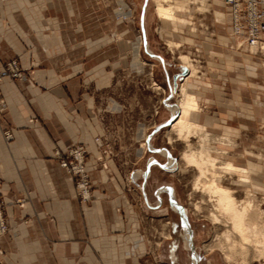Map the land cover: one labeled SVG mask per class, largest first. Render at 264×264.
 Segmentation results:
<instances>
[{"label":"crops","instance_id":"crops-1","mask_svg":"<svg viewBox=\"0 0 264 264\" xmlns=\"http://www.w3.org/2000/svg\"><path fill=\"white\" fill-rule=\"evenodd\" d=\"M223 7L225 19L220 12L218 19L229 21L231 13ZM95 9V0H0V71L13 59L29 69L27 80L5 77L0 84L7 103L0 120L15 136L7 143L0 129V197L9 224L0 236L1 264H141L145 199L141 179L131 182L130 175H141L149 158L142 167L138 143L127 138L137 135L135 102L127 107L126 97L111 96V73L119 68L128 41L121 40L113 51L104 29L95 32V25L109 24ZM218 38L228 49L230 41ZM225 58L220 76L204 78L210 90L197 97L201 121L208 118L209 130L218 134L223 128L240 130L239 153L262 151L264 164V101L244 100L242 92L244 86L264 92L253 82L261 67L254 76L246 72L262 60L241 55L238 62L232 52ZM256 125L263 133L261 143L241 147L244 133ZM98 137L108 142L100 146ZM74 145L89 153V203L80 201L76 179L55 156L58 148L66 156ZM106 149L112 155H105Z\"/></svg>","mask_w":264,"mask_h":264},{"label":"rangeland","instance_id":"rangeland-1","mask_svg":"<svg viewBox=\"0 0 264 264\" xmlns=\"http://www.w3.org/2000/svg\"><path fill=\"white\" fill-rule=\"evenodd\" d=\"M144 1L145 0H95V10L97 12L99 11L100 14L109 20L108 26L106 23L103 24V27L99 28V25H95V32H102L104 29L113 51L117 48L121 40L126 39L128 41V48L126 49L125 55L117 61L120 64L119 68H116V70L111 73L113 78L111 96H118L120 94L126 97L125 99L128 101L127 107H130V104L135 102L136 105L132 107H134L133 112L138 110V117L134 120L133 125L135 124V127H137V135L131 137L133 140L129 139L130 136L127 138L130 141L135 140V142L138 143V147L140 146L139 144L144 142V139L140 142V139L143 138V132L149 137L161 123L168 120L172 115L169 108L165 107L164 102L170 94V88L168 87V78L165 77L162 63L150 57L144 51V42L140 51L142 61L137 60L134 55L133 48L137 45L140 36L143 37L144 41L141 27V15ZM208 5L209 12H200L198 11L199 7L197 4L189 3L186 12L193 26L182 29L183 31L181 33H175L163 30L162 24L155 14L154 6L151 2L148 3L144 23L148 49L164 58L166 68H168L170 86L173 84L174 75H179L177 81L178 87L187 74L186 72L184 73L185 67L180 63L179 57L181 54L189 55L196 64L198 63L202 74L204 73V78L206 75L209 77H213L214 75L220 76V67L225 64V57L231 52L238 62H242L241 55L245 58L246 56H250L251 59H253L254 55H250L246 49H239L238 44H241L243 41L238 38L232 40L233 38H231V35L233 34L231 33L229 21L218 19V12H220L225 19L224 4L219 6L214 3L213 0H209ZM220 17L221 16H219V18ZM192 28L195 29L194 33ZM124 33H126L125 36L122 35ZM219 36L220 40L224 43L230 41L227 45L229 46L228 49H224L221 45L218 38ZM169 42L178 43L179 47L171 49L168 44ZM214 51L219 53L214 54ZM255 56L258 58L256 61L259 62L262 60L260 63L264 62V53L259 52L256 53ZM229 57L230 55L227 58ZM251 66L247 67L246 71L250 70ZM232 67V63L229 62L228 69ZM260 70L262 72L258 71V79H255L253 82L264 86V70L263 68ZM215 76L214 78H216ZM214 78L212 81L216 80ZM202 83L204 85V80ZM155 84H157L160 89ZM242 92L244 94V100L248 99L252 101L253 99L261 97L262 101H264V92L258 88L252 90L244 86ZM228 93L230 95V92ZM176 98L175 96L168 102L176 106ZM199 103H201L200 99ZM114 108L118 109L119 105L115 103ZM127 119L129 121V118ZM206 122L209 123L208 120ZM132 128L134 127L132 126ZM168 130L169 126L155 134L151 139V144L154 148H167L171 155L180 162L179 158L181 152L184 150V145L181 142H175L173 145L169 144L167 140ZM262 134L258 125L250 127L249 132L244 133V143L241 147L250 148L252 145H258L261 143L260 137ZM115 139H117V137ZM244 147L240 149L243 151ZM259 152L263 154L262 151L255 153L253 150L250 151L249 149V154L253 157H259L261 155ZM140 154L143 156L142 167H145V161L148 158L149 160L155 158L160 163H167L166 156L160 153H151L149 149H147V152H141ZM239 163L244 164L245 161L240 158ZM142 167L140 169H142ZM142 170L145 169L143 168ZM135 174L138 173L133 172L132 175L128 174L131 176V182ZM193 178L194 174L192 172L177 174L176 172L170 173L164 171V169L158 166L152 167L151 173L148 179H146L145 184V190L150 205L147 207V203L144 200L145 203H143L144 206L142 208L143 216L141 219L140 234L146 244V248L144 254L139 257L141 264H191L190 251L186 243V234L180 226L179 215L172 209L166 193L161 194L163 202L158 208H155L158 205V200L154 195V190L162 185H171L173 187L176 200L188 217L194 230V243L199 256V264H232L227 262L219 251L215 250L212 253L207 249V246L214 238L215 229L207 219L206 211L198 213L194 208V203L200 201V196L198 194L191 196ZM253 178L261 183L264 182L261 177L254 176ZM140 179V183H143L144 177H140ZM140 187H142V184ZM238 193L239 196H243L242 191L239 190ZM258 197L264 209V195L259 194ZM207 207L211 209L209 205ZM169 233L172 235V239L170 240L165 238V235ZM235 264H264V261L255 262L249 260L243 262L241 259H238Z\"/></svg>","mask_w":264,"mask_h":264},{"label":"bare ground","instance_id":"bare-ground-1","mask_svg":"<svg viewBox=\"0 0 264 264\" xmlns=\"http://www.w3.org/2000/svg\"><path fill=\"white\" fill-rule=\"evenodd\" d=\"M150 2L166 32L181 33L182 29L193 26L186 12L189 3L197 4L200 12H209V0H148V3ZM213 2L217 5L223 3L221 0H213ZM192 31L194 33L195 29L192 28ZM237 38L243 41L242 38ZM143 42V37L140 36L137 45L133 48L135 58L139 61H142L140 51ZM168 44L171 49L179 47L175 42ZM242 44L244 42L238 44L239 49ZM246 51L250 55L256 54L253 48H246ZM247 57L251 59L250 56ZM179 59L187 74L176 90L171 84L173 97H177V105L167 102L165 107L169 108L172 115H176L167 132L168 143L173 145L175 142H181L184 150L181 152L180 162L166 153H160L167 158L164 171L194 174L191 196L194 194L200 196V201L194 203V208L198 213L206 211L207 219L215 229L214 238L207 246L208 251L212 253L215 250L219 251L223 258L232 264L238 259L243 262L249 260L262 262L264 261V209L258 196L264 195V183L255 180L253 175L264 176V164L261 162L263 158L261 155L252 157L249 149L239 153V139L242 135L240 130L223 128V133L218 134L209 130V123L201 121L202 110L197 97L210 89L202 83L204 73L202 74L198 63L196 64L189 55L181 54ZM257 67L264 70V62L260 64L252 62L250 70L246 71L247 74L254 76ZM155 85L159 88L157 84ZM142 137L144 142L141 145V152L145 153L149 149L152 153L154 147L151 141L150 144L148 143L146 133L143 132ZM238 158L245 161L244 166L236 164ZM153 166L158 165L153 164ZM140 172L141 175L135 174L132 180L143 178L144 170ZM239 190L242 191L243 196L238 195ZM208 205L211 209L207 207ZM165 238L172 239L171 233L166 234Z\"/></svg>","mask_w":264,"mask_h":264},{"label":"built area","instance_id":"built-area-1","mask_svg":"<svg viewBox=\"0 0 264 264\" xmlns=\"http://www.w3.org/2000/svg\"><path fill=\"white\" fill-rule=\"evenodd\" d=\"M227 10L231 13L229 24L232 34L243 39L242 49L253 48L256 53H263L264 49V0H221ZM28 68L23 67L19 60L9 61L0 71V84L5 77L14 80L25 81L28 78ZM7 110V103L0 89V117ZM0 129L3 132L7 143L14 140L15 136L11 129H3L0 120ZM143 138L140 139V142ZM106 141L104 137H98L96 143L102 146ZM140 149L141 145L139 144ZM104 154L112 155V151L106 149ZM60 167L66 170L76 179L77 196L82 203H89L93 200V181L88 166V156L83 145H74L66 149V156H63L61 149L55 151ZM102 162L101 158L97 159ZM103 168L106 165L101 164ZM9 231V224L5 216L4 201L0 197V236ZM0 251V255H1ZM1 264V263H0Z\"/></svg>","mask_w":264,"mask_h":264},{"label":"water","instance_id":"water-1","mask_svg":"<svg viewBox=\"0 0 264 264\" xmlns=\"http://www.w3.org/2000/svg\"><path fill=\"white\" fill-rule=\"evenodd\" d=\"M148 6V0L144 1L143 7H142V15H141V27H142V32L144 35V51L152 58H157L160 60V62L162 63L165 71H166V62L164 60V58L158 54H155L151 51L148 50V42H147V38H146V32H145V27H144V20H145V14H146V9ZM187 73V70L184 71V73ZM167 74V78H168V82H169V88H170V94L167 97V99L164 101L165 105H167L168 100H170L173 97L172 94V90H171V86H170V79H169V73L168 71H166ZM178 77L179 75H176L173 77V86H174V90L177 89V81H178ZM176 118V115H172L168 120L164 121L163 123H161L148 137V143L150 144L151 138L152 136H154L155 134H157L159 131H161L162 129L170 126L171 122ZM153 153H166L169 157H173L170 154V151L167 148H153L152 149ZM173 159L175 160L176 158L173 157ZM153 164L158 165L161 169H166V164L167 163H160L157 159L153 158L146 166V169L144 171V181L142 183V187H141V191L143 193L145 202L148 204V199H147V194H146V190H145V184H146V178L149 176L150 174V169L152 167ZM162 193H166L168 195V200L169 203L172 207V209L179 215L180 218V226L183 229V231L186 234V243H187V247L190 251V259H191V264H199V256L198 253L196 251V247H195V243H194V230L188 220V217L184 211V209L179 205V203L176 200L175 197V193H174V189L171 185H162L158 188H156V190L154 191V195L156 196L157 200H158V205L155 208H158L159 205L162 204L163 202V198H162Z\"/></svg>","mask_w":264,"mask_h":264},{"label":"flooded vegetation","instance_id":"flooded-vegetation-1","mask_svg":"<svg viewBox=\"0 0 264 264\" xmlns=\"http://www.w3.org/2000/svg\"><path fill=\"white\" fill-rule=\"evenodd\" d=\"M167 198H168V196H167Z\"/></svg>","mask_w":264,"mask_h":264}]
</instances>
